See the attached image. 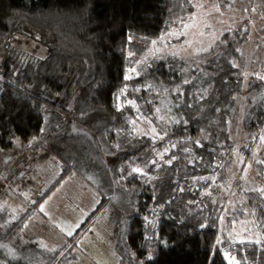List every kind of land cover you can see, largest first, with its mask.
<instances>
[{
    "label": "trees",
    "instance_id": "trees-1",
    "mask_svg": "<svg viewBox=\"0 0 264 264\" xmlns=\"http://www.w3.org/2000/svg\"><path fill=\"white\" fill-rule=\"evenodd\" d=\"M193 8L192 0H0V149L20 142L30 154L59 157L68 171L102 154L125 163L111 164L115 175L103 180L110 188L94 211L110 212L118 263L264 264V244L220 242L222 206L206 182L234 150L229 127L248 74L236 48L244 42L227 33L202 53L201 67L170 57L130 74L149 41ZM23 30L39 37V53L2 62ZM247 82L244 123L257 133L264 82ZM133 119L155 123L161 136L132 138ZM99 253L88 255L110 264ZM24 260L15 264L37 263Z\"/></svg>",
    "mask_w": 264,
    "mask_h": 264
},
{
    "label": "rangeland",
    "instance_id": "rangeland-1",
    "mask_svg": "<svg viewBox=\"0 0 264 264\" xmlns=\"http://www.w3.org/2000/svg\"><path fill=\"white\" fill-rule=\"evenodd\" d=\"M192 2L193 13L167 34L149 41L139 58L142 64L130 69V74L136 76L145 71L141 66L146 63L170 57L186 61L188 67L200 65L202 53L218 45L225 34L232 33V37L238 34L240 43H244L236 48L237 57L248 74L239 98L237 118L229 127L234 150L206 182L210 194L213 192L222 206L220 242L264 244V211H260L264 209V193L260 191L264 189V126L255 133L248 131L244 123L247 81L255 75L256 80L264 82L260 79L264 77V0H253L250 6L247 0ZM39 42L38 36L23 30L8 47L2 62L19 65L24 53L33 56L39 53ZM129 125L132 138L161 136L151 121L133 119ZM90 159L91 162L85 159L68 171L59 157L49 153L30 154L20 142L10 150L0 149V264H15L25 258L36 259V264H95L88 254L100 250H104L110 264H122L114 253L110 212L94 211L100 208L103 192L107 194L110 188L107 189L103 180L115 175L110 170L111 164L125 163L118 164V158L106 159L103 154L101 158L96 155ZM129 173L133 175V170ZM38 199L41 201L35 204ZM249 202L251 211L245 205ZM236 214L241 220L232 226L227 219ZM87 220L92 223L88 231L79 233ZM77 223L79 227L68 236L67 229ZM13 225L14 235L10 239L2 238ZM59 226L66 232L59 230Z\"/></svg>",
    "mask_w": 264,
    "mask_h": 264
},
{
    "label": "snow or ice",
    "instance_id": "snow-or-ice-1",
    "mask_svg": "<svg viewBox=\"0 0 264 264\" xmlns=\"http://www.w3.org/2000/svg\"><path fill=\"white\" fill-rule=\"evenodd\" d=\"M152 43L155 44L156 42L153 41ZM126 78H127V77H126ZM260 79H264V77H260ZM137 171H139V170L137 169ZM260 191H261L262 193H264V189H260ZM40 211H41V212L44 211V207H43V206L40 207ZM45 215H47V213H45ZM75 227H79V223H77V224H75V225H73L72 227H70V228L67 229V235H68V236H72V235H73V229H74ZM256 243H259V241H256ZM227 255H228V254L225 253V256H227ZM149 259H151V257H149ZM237 264H239V262H237Z\"/></svg>",
    "mask_w": 264,
    "mask_h": 264
},
{
    "label": "flooded vegetation",
    "instance_id": "flooded-vegetation-1",
    "mask_svg": "<svg viewBox=\"0 0 264 264\" xmlns=\"http://www.w3.org/2000/svg\"><path fill=\"white\" fill-rule=\"evenodd\" d=\"M59 230H62V231H64V232H66V230H63V228L61 227V226H59ZM91 254V253H90ZM92 261L95 263V264H100V260H99V258L97 259V258H92Z\"/></svg>",
    "mask_w": 264,
    "mask_h": 264
}]
</instances>
